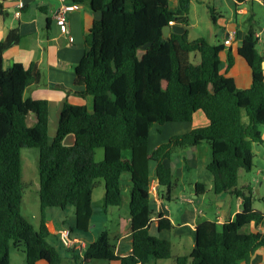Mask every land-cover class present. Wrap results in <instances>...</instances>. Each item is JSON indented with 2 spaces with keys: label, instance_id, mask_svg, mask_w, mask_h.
Returning a JSON list of instances; mask_svg holds the SVG:
<instances>
[{
  "label": "trees",
  "instance_id": "1",
  "mask_svg": "<svg viewBox=\"0 0 264 264\" xmlns=\"http://www.w3.org/2000/svg\"><path fill=\"white\" fill-rule=\"evenodd\" d=\"M71 1L78 5L85 0ZM250 1L236 0L238 4ZM90 5L101 19L86 39V53L76 72L77 83L85 87L82 95L95 99V111L91 114L86 107L65 105L52 144L48 142V103L25 98L26 90L41 81L37 66L25 69L14 64L3 69L4 52L19 42L17 31L0 45V264H10L11 246L23 249L26 264L110 261L113 245L107 230L87 243L83 258L74 250H67L72 258L62 256L48 242L51 233L45 211L72 207L74 227L69 230L82 239L74 232L90 231L98 181L104 183V211L108 213L110 208L123 205L122 182L126 177L131 183L132 252L117 258L116 264L247 262L264 248V235L244 232L252 223L261 224L264 213L254 209L252 189L238 186L240 172L250 173L254 168L253 145L264 143V56L255 31L250 29L239 49L252 71V86L238 89L232 78L221 73L223 45L203 38L190 41L187 30L164 39L163 29L171 23L187 29L191 0H177L174 9L170 0H91ZM8 15L5 0H0V16ZM192 55L199 56L198 64ZM232 66L229 55L228 67ZM199 111L208 119L207 127L172 137L149 154V133L154 125L190 123ZM31 115L36 119L33 126L28 125ZM70 135L74 144L68 147L64 140ZM203 144L211 151L207 170L213 178L214 195L242 199V210L222 227L215 222L201 223L191 253L174 257L170 243L158 236L174 227L152 209L150 185L157 181L166 191L164 199L170 201L175 178L164 161L180 149ZM24 149L40 152L37 229L21 211L26 187L22 180ZM99 150L104 153L101 161L96 158ZM205 192V186L198 184L196 194ZM154 215L157 222L152 232Z\"/></svg>",
  "mask_w": 264,
  "mask_h": 264
},
{
  "label": "crops",
  "instance_id": "2",
  "mask_svg": "<svg viewBox=\"0 0 264 264\" xmlns=\"http://www.w3.org/2000/svg\"><path fill=\"white\" fill-rule=\"evenodd\" d=\"M24 3L25 8L16 15L19 4ZM67 4L73 3L66 0ZM60 0H5V8L9 15L0 16V45L5 43L13 31H17L19 42L8 48L3 54V69L9 70L14 64H21L25 69L36 65L41 81L38 85L31 86L25 92V98L31 101H46L48 103L49 125L48 142L52 144L59 126L61 112L65 105L86 107L88 112L95 111V99L91 95L83 96L85 87L77 83V67L83 60L86 47L85 42L94 23L101 19L91 7V0H85L76 5L77 9L67 16L69 32L63 35L57 24L56 17L61 7ZM172 9L176 7L177 0H170ZM200 8L206 9L210 14L209 25L202 23L206 39L213 45H223L221 57V73L232 78L238 89H249L252 86V71L245 60L240 57L239 49L250 31L253 29L259 41L258 49L264 56V5L260 0H252L238 4L236 0H191L189 23L193 13L195 15L194 27H198L200 20L197 15ZM212 9L215 22L209 9ZM188 32L189 38V31ZM198 38V39H200ZM196 40V39H195ZM230 40L229 44L226 41ZM67 44L71 46L66 47ZM229 55L232 56L233 66L228 67ZM264 69V63H263ZM36 119L31 115L28 125L33 126ZM209 121L202 111L197 112L190 123H171L154 125L149 133L148 152L152 154L160 146L167 144L172 137L183 136L196 129L205 128ZM264 141V131L262 133ZM74 137L68 136L64 140L65 146H72ZM262 153L261 161L257 162L258 155ZM254 168L250 173L240 172L239 188L250 187L254 193V209L264 213V143L254 144ZM125 156L130 157V154ZM104 153L97 152V161L103 160ZM174 159H176L174 161ZM211 161V151L208 146L185 148L173 154L164 165L170 168L175 178V186L179 177L190 175L189 193H185L183 206L178 211H173L164 199L165 189H158L157 198H152L155 211L169 219L173 225L172 231H163L158 236L168 241L177 253L174 257L188 256L195 247V233L203 222H215L219 227L226 222L233 221L242 210V199L231 194H222L213 197V178L207 166ZM207 171L209 175L206 173ZM154 173V168H152ZM123 190L124 202L121 207L127 209L125 221H119L115 227L116 243L112 242L113 251L109 253L110 264H116L117 258L125 257L132 252V231L129 217V201L131 183L125 178ZM204 185L206 192L202 196L196 194L197 185ZM129 192V195H128ZM173 193V191H172ZM171 193V199H172ZM214 194V193H213ZM196 196V198H194ZM208 199L204 207H197L195 199ZM200 205V204H199ZM157 215L152 217L154 222L152 232H155ZM47 226L53 231L57 229L53 220L47 218ZM123 227H128V231ZM63 228V227H62ZM61 228V229H62ZM54 235L53 231L49 230ZM245 233L252 236L264 235V221L256 225L250 224L244 229ZM95 240V238H94ZM93 241V239H91ZM91 241H86L90 243ZM187 244L188 252L181 255L182 245ZM73 257V254H72ZM71 257V258H72ZM153 261L149 264H159ZM72 264V263H71ZM240 264H264V248L257 250L250 259Z\"/></svg>",
  "mask_w": 264,
  "mask_h": 264
},
{
  "label": "rangeland",
  "instance_id": "3",
  "mask_svg": "<svg viewBox=\"0 0 264 264\" xmlns=\"http://www.w3.org/2000/svg\"><path fill=\"white\" fill-rule=\"evenodd\" d=\"M200 20V24L198 27H194L193 25L196 21L195 15L191 17V22L189 23L187 29L189 31V40L193 41L200 37H207L206 31L203 32L202 23L209 25L210 14L207 13L206 9L200 8V12L197 15ZM260 49V48H259ZM261 50V49H260ZM192 61L195 64H198L200 61L199 56L197 59L194 55H192ZM244 119L247 121V117L244 116ZM204 146H207L203 144ZM188 148H185V150ZM180 149L178 151H181ZM100 151V150H99ZM103 152V150H101ZM125 154L129 155V152ZM40 152L38 149H24L22 150V180L26 187L23 190V204L21 207L22 215L27 219L36 229L40 223V198H39V173H38V160H39ZM262 153L258 155L256 161H261ZM176 159H174L175 161ZM209 173L205 171V174ZM125 176H129L125 174ZM126 179L123 178L122 184L125 187ZM189 181L190 175L185 174L184 177H179L177 181V186L174 188L172 193V199L170 201H166L165 203L169 205L173 211H178L180 207L183 206V198L185 193H189ZM123 187V190L125 189ZM104 193L105 187L103 181H98L97 188L94 190L93 194V216L91 219L90 231L88 234L75 231L74 234L80 236L85 241H91V239H96L97 236L107 230L110 233V237L113 243H116L115 238V227L119 224V221H125L127 218V209L124 207L120 208H110L108 213L104 211ZM129 195V192H128ZM213 197L215 195L212 193ZM197 207H204V204H208V199H203L201 197L195 199ZM200 204V205H199ZM155 206L152 204V209L155 211ZM47 218L54 221L57 229L63 228H73L74 227V212L72 207H67L64 211L58 208H49L46 211ZM128 231V227H123ZM50 245L56 248L62 256L66 258H71L72 253L68 252L64 249L58 239L57 236L51 234L48 239ZM173 253L176 254L177 250L172 248ZM181 255H186L188 252L187 244L182 245V248L179 249ZM11 262L10 264H26V256L22 248L16 249L11 246ZM81 264V263H80ZM83 264V263H82ZM85 264H110L108 261H92ZM159 264H174L173 260H161Z\"/></svg>",
  "mask_w": 264,
  "mask_h": 264
},
{
  "label": "built area",
  "instance_id": "4",
  "mask_svg": "<svg viewBox=\"0 0 264 264\" xmlns=\"http://www.w3.org/2000/svg\"><path fill=\"white\" fill-rule=\"evenodd\" d=\"M61 1V7L59 9L58 15L56 17V21L57 24L60 28V31L63 35H67L69 32V25H68V20H67V16L70 12H73L77 9L76 4L71 3V4H67L66 0H60ZM262 1V0H260ZM25 8V4L21 3L18 6V11L16 12L17 16H20V10ZM173 24V23H171ZM170 24V25H171ZM230 40L226 41V44H229ZM71 45L67 44L66 47L69 48ZM159 185L157 183V181H152L151 185H150V195L152 198H157L158 196V189H159ZM49 230L53 231V229L49 226H47ZM54 235L58 237L61 245L63 248H65L66 250H74L77 253H79V256L81 258H83V256L86 253L88 244L85 240L80 239L78 237L72 236L71 232L69 229L67 228H62L59 231L55 232L53 231Z\"/></svg>",
  "mask_w": 264,
  "mask_h": 264
},
{
  "label": "water",
  "instance_id": "5",
  "mask_svg": "<svg viewBox=\"0 0 264 264\" xmlns=\"http://www.w3.org/2000/svg\"><path fill=\"white\" fill-rule=\"evenodd\" d=\"M172 33L176 35H183L185 33V28L177 24H171L169 26L164 27L163 29L164 39H168ZM149 46L150 44L144 46V49ZM194 198H196V196Z\"/></svg>",
  "mask_w": 264,
  "mask_h": 264
}]
</instances>
